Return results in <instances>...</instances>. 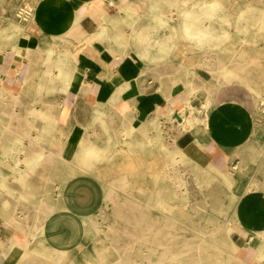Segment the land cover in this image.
<instances>
[{"label": "rangeland", "instance_id": "rangeland-1", "mask_svg": "<svg viewBox=\"0 0 264 264\" xmlns=\"http://www.w3.org/2000/svg\"><path fill=\"white\" fill-rule=\"evenodd\" d=\"M37 1L0 0V27L13 26L16 37L28 38L26 26L33 20ZM148 3L149 7L145 9L132 8L128 11V17L123 23L126 24L127 34L136 33L133 41L137 43V48L132 50L127 39L122 38L121 45L126 50L122 57L128 55L137 58V61L130 63L139 65L141 82L151 86L150 89L154 91L159 90L160 94L166 93L167 98L181 95L182 99L187 100L183 108L172 112L163 105L160 115L150 112L142 120L132 116L127 117L125 122L112 114L109 108H94L87 114L92 117V124L61 126L55 119L46 117L44 112L48 109L49 100L57 101L60 97L55 86L46 84L48 90L42 93L45 101L42 100L41 103L40 98L33 94L25 97L21 94L9 101L1 89L0 150L1 153L2 150H7L5 147L12 150L10 153L3 152L6 155L1 159L8 163L13 158L7 154H19L27 144L32 149L43 150L49 169L53 168L58 159L66 165H79L81 174L99 179L105 187L106 200L94 224H91L96 230L95 236L88 238L87 243L108 246L113 260L111 264H264V228H253L251 225L253 221L264 223V101L261 100L264 99V0H148ZM26 6L32 12L25 21L17 14L21 7ZM110 13L115 17L114 11ZM112 20H115L113 25L117 24L116 19ZM187 20H194L206 30L210 35V39L206 40L211 45L204 41L201 43L198 34L185 33L184 23ZM139 23L147 24L141 33L137 32ZM112 32L114 39V30ZM54 47L53 43L50 51L42 53L41 60L45 61H41V64L44 68L48 62H54ZM237 62L243 64V67ZM222 68L228 71H223ZM225 72L232 75L228 84L223 82L220 75ZM192 83L193 87L201 91L207 89L216 93L223 90L228 96L232 94L251 110L254 117L252 134L250 121L243 126L244 131L250 134L248 140H244L241 148L240 142L233 141L235 149L227 164L223 162L219 166H213L208 162L199 166L182 155L179 128L189 118L192 105L201 106L195 97L190 101ZM39 105L45 107L37 108ZM154 120L158 127L155 132L150 131L148 134L150 138L159 137L158 141H149L145 145L136 143L133 139L134 131L141 128L142 121L145 124ZM41 121L43 125L38 123ZM215 123H212L209 132L200 127H192L185 134L193 142L202 139L204 144L207 134L219 142L214 132ZM40 132L44 134V138L36 142L34 135ZM64 132L77 133L81 138L85 135L84 138L88 136L90 139L81 142L63 141L61 138L64 137ZM23 134H29L25 136L28 138L25 142L22 140ZM91 134H96V139ZM252 146L258 151V157ZM177 163L178 166L175 165ZM0 175L2 179L3 175ZM66 175L72 174H64ZM15 180L18 181L17 178ZM44 181L49 186L48 196H56L50 187L60 181H55V173L49 171L42 174V182ZM164 188H167V194L156 199V190ZM146 199L148 202L151 200L150 205H154L147 207ZM154 200L159 203H154ZM56 206L55 203L48 204L49 209ZM18 207L16 213L19 212ZM43 207L45 206H39V209L33 211L38 214ZM168 208L171 209L167 210ZM167 213L175 215L177 221L169 220L168 225L162 229L166 222L164 214ZM144 217L147 220H143ZM194 221L196 227L201 224V229L207 233L202 234V231L194 228L191 223ZM144 224H147L145 231L141 227ZM155 230L157 233L153 232ZM143 232L147 236L142 235ZM156 241L158 245L155 244ZM198 243L201 246L198 247Z\"/></svg>", "mask_w": 264, "mask_h": 264}, {"label": "crops", "instance_id": "crops-1", "mask_svg": "<svg viewBox=\"0 0 264 264\" xmlns=\"http://www.w3.org/2000/svg\"><path fill=\"white\" fill-rule=\"evenodd\" d=\"M89 1H39L33 20L26 26L28 38H17L15 35L16 48L10 45L7 46L8 49H0V103L1 89L9 101H13L21 94L23 97L33 94L36 98L44 100L42 93L47 92L46 83H49L55 86V90L60 94L57 101L51 99L48 103L58 108L56 123L61 126L92 124L93 119L87 114L94 108L101 110L109 108L112 114L124 122L127 117L132 116L142 120L143 116L150 112H157L160 115L163 105L171 111L182 109L186 99H182L181 95L167 98L166 93L160 94L159 90L150 89L151 86L141 82L139 65L130 63L137 61V58L128 55L122 57L125 54V49L121 45L122 38L117 37L115 32L119 24L113 25L112 19L115 18L110 13V11L116 13V9L108 0L96 2V7L102 8L106 17L104 26H86L85 19L78 20L83 16L89 17L91 12L87 5ZM87 19L90 21L91 17ZM111 30H114V39L111 38ZM124 30L127 33L126 27ZM53 43L56 52L54 62L52 64L48 62L47 68L46 66L44 68L40 63L43 61L42 53L50 51ZM19 49L21 54L17 53ZM120 60L127 62L123 63ZM60 64L64 67L62 71L57 68ZM51 72L53 76L50 75ZM42 107L45 106H37ZM213 114L218 120L214 132L219 142L207 134L204 144L202 139L196 143L206 160L213 166H219L223 162L228 163V158L235 149L232 143L237 138L236 134L238 136V133L243 132V126L250 121L252 134L254 117L243 101L232 94L228 96L223 90L216 92ZM143 122L140 124L141 128L134 131V138L151 124H157L155 120L147 121L145 124ZM136 126L138 128V124ZM154 129L156 128H151L148 133ZM40 134L44 135L40 132L34 136L42 140L44 136ZM180 135L182 140L180 144L185 149L191 140L187 134ZM63 136L61 138L63 141L81 142L90 139L88 136L84 138L85 135L79 138L77 133L72 132H64ZM91 137L96 139V134H91ZM25 139L28 138H22L24 142ZM135 142L145 145L137 138ZM25 146V150H20L19 154H7L13 158L8 163L1 157L6 155L3 152L10 153L12 150H9V147H5L7 150H2V153L0 150V174L3 175L2 179L0 175V264H111L113 260L108 246L95 242L87 243V239L94 237L96 233L91 224H94L99 210L105 204V187L94 176L81 174L79 165H63L64 162L57 159L53 168L49 169L46 154L42 149H32L27 144ZM86 169L92 171L84 168ZM49 171L55 173V181L60 180L54 186H50L52 192L56 194L51 196L53 198L48 196V183L42 182V174ZM15 173L20 175L16 176ZM66 173L72 175L64 176ZM54 203L57 206L49 209L48 204ZM39 206L45 207L37 214L33 209L37 210ZM251 225L253 228H264V223L252 222Z\"/></svg>", "mask_w": 264, "mask_h": 264}, {"label": "bare ground", "instance_id": "bare-ground-1", "mask_svg": "<svg viewBox=\"0 0 264 264\" xmlns=\"http://www.w3.org/2000/svg\"><path fill=\"white\" fill-rule=\"evenodd\" d=\"M24 1V0H23ZM39 1L40 0H38L37 1V4H36V6H34L35 7V12H34V14L36 13V11H37V7H38V3H39ZM238 1V0H237ZM244 1V0H243ZM96 2H97V0H90L89 2H88V7L90 8V10H91V12H90V14L88 15L89 17H91V19H90V21H89V19H87V18H89V17H86V16H83V17H80V18H78V20H80V21H83V19H85V22H86V26H92V25H103L106 21V17L103 15V12H102V8H100V7H96ZM246 2V1H245ZM260 2V1H259ZM2 3V2H1ZM27 3H29V2H27ZM108 3L110 4V5H112L115 9H116V15H115V19H117V24H119V25H117V28H115V32H116V34H117V36L119 37V38H126L127 39V41L131 44V48H132V50H136V48H137V43L136 42H134L133 40H134V36L136 35V33H134V34H127V33H125V27H126V24H124L123 22L124 21H126V19H127V17H128V11H129V9H132V8H136L137 10H140V9H145V8H147V7H149V3H148V0H108ZM231 3V2H230ZM236 3V2H235ZM242 3V2H241ZM255 3V2H254ZM26 4V3H25ZM218 4H220V3H218ZM242 4H244V2L242 3ZM248 4V3H247ZM109 5V6H110ZM0 6H2V5H0ZM33 6V5H32ZM86 6V5H85ZM120 7V8H119ZM213 7V6H212ZM233 7H235V6H233ZM250 7H252V6H250ZM22 8V7H21ZM253 8V7H252ZM110 9V8H109ZM93 10V11H92ZM226 10V9H225ZM229 10V9H228ZM235 10V9H234ZM100 11V12H99ZM227 11V10H226ZM18 12V11H17ZM149 12V11H148ZM232 12V11H231ZM230 12V13H231ZM8 13V12H7ZM167 13V12H166ZM237 13V12H236ZM10 14V13H9ZM162 14V13H161ZM165 14V13H164ZM18 15V14H17ZM184 15V14H183ZM162 16V15H161ZM164 16V15H163ZM167 16V14L164 16V17H166ZM179 16V15H178ZM233 16H235V14L233 15ZM147 17V16H146ZM150 17V16H149ZM169 18V17H168ZM174 18V17H173ZM233 18V17H232ZM14 19V18H13ZM144 19V18H143ZM226 19V18H225ZM6 20V19H5ZM12 20V19H11ZM16 20V19H15ZM140 20H142V19H140ZM147 20V19H146ZM227 20V19H226ZM233 20H235V19H233ZM87 21H89L88 23H87ZM111 21V20H110ZM112 21H115V20H112ZM173 21V20H172ZM175 21V20H174ZM229 21V20H228ZM6 22V21H5ZM12 22V21H11ZM109 22V21H108ZM140 22V21H139ZM147 22H148V20H147ZM234 22V21H233ZM174 23V22H173ZM172 24V23H171ZM185 26H184V29L186 30L185 31V33H189V35H196V34H198L199 35V39L202 41L201 43H203V41L205 42V44H207V45H211V43H210V41L209 42H207V40L206 39H210V38H208V37H210V35L206 32V30H204L202 27H200L194 20H187L185 23ZM1 25V24H0ZM14 25V24H13ZM146 25L147 24H144V23H139V25H138V29H137V32L138 33H141V32H143L144 30H145V27H146ZM151 25V24H150ZM104 26V25H103ZM176 26H177V24H176ZM148 27V26H147ZM148 28H150V27H148ZM179 28H180V26H179ZM178 28V29H179ZM98 30H99V28H98ZM152 30V29H151ZM155 30H156V28H155ZM181 30V29H180ZM14 31V29H13V26H5V27H0V49H5V48H7L8 49V47L7 46H12V47H14V48H16V46H15V33L13 32ZM112 31V30H111ZM127 31V30H126ZM19 32V31H18ZM113 33V32H112ZM91 34V33H90ZM92 34H93V32H92ZM113 35H115V34H113ZM113 37V36H112ZM111 37V38H112ZM146 37V36H145ZM144 37V38H145ZM18 38V37H17ZM19 42V41H18ZM33 43V42H32ZM36 43V42H35ZM37 44V43H36ZM144 44V43H143ZM221 44V43H220ZM22 45V44H21ZM38 45V44H37ZM128 45V44H127ZM224 45H225V43H224ZM143 46V45H142ZM226 46H229L230 47V45H226ZM22 47V46H21ZM213 47V46H212ZM214 47H216V46H214ZM223 47V46H222ZM127 48V47H126ZM241 48H243V47H241ZM223 49V48H222ZM233 49V48H232ZM232 49H231V51H232ZM214 50V49H213ZM243 50H244V48H243ZM2 51H5V50H2ZM7 51H9V50H7ZM22 51V50H21ZM126 51V50H125ZM210 51V50H209ZM208 51V52H209ZM216 51V50H215ZM237 51V50H236ZM28 52H30V50H28ZM221 52V51H220ZM219 52V53H220ZM234 52V51H233ZM17 53L18 54H21V52H20V49L19 50H17ZM27 53V52H26ZM139 53V52H138ZM207 53V52H206ZM222 53V52H221ZM222 54H224V53H222ZM233 54H235V53H233ZM241 54V53H240ZM17 55V54H16ZM118 55V54H117ZM116 55V56H117ZM136 55V54H135ZM138 55V54H137ZM210 55V54H209ZM27 56H29V53L27 54ZM207 56V55H206ZM212 56V55H211ZM210 56V57H211ZM215 56V55H214ZM219 56V55H218ZM242 57H243V55H241ZM23 57V56H22ZM135 57V56H134ZM238 58H239V56H237ZM116 58V57H115ZM206 58V57H205ZM212 58V57H211ZM233 58V57H232ZM241 58V57H240ZM214 59V58H213ZM218 59V58H217ZM234 59V58H233ZM53 60V59H52ZM73 60V59H72ZM138 60V59H137ZM219 60V59H218ZM231 60V59H230ZM238 60V59H237ZM212 61V60H211ZM215 61V60H214ZM235 61H236V59H235ZM43 62H44V60H43ZM226 62V61H225ZM229 62V61H228ZM227 62V63H228ZM41 63V62H40ZM221 63V62H220ZM246 63H247V61H246ZM248 63H249V61H248ZM33 64V63H32ZM52 64V63H51ZM51 64H49V66L51 65ZM237 64H238V62H237ZM34 65V64H33ZM48 65V64H47ZM135 65V64H134ZM238 65H242V67H243V64H238ZM245 65V64H244ZM29 66H30V64H29ZM122 66V65H121ZM209 66V65H208ZM248 66V65H247ZM246 66V67H247ZM59 67V69L62 71L63 69H64V67L60 64L59 66H57V68ZM217 67V66H216ZM220 67V66H219ZM222 67V66H221ZM220 67V68H221ZM230 67H231V65H230ZM238 67H240V66H238ZM249 67V66H248ZM46 68H47V66H46ZM54 68V67H53ZM213 68V67H212ZM236 68V67H235ZM12 69V68H11ZM82 69V68H81ZM223 69V68H222ZM14 70V69H13ZM30 70H31V68H30ZM213 70V69H212ZM224 70H227V69H223V71ZM237 70V69H236ZM244 70V69H243ZM247 70V69H246ZM43 71V70H42ZM51 71V70H50ZM55 71V70H54ZM214 71V70H213ZM228 71V70H227ZM47 72V71H46ZM74 72V71H73ZM76 72V71H75ZM84 72V71H83ZM180 72V71H179ZM182 72V71H181ZM235 72V71H234ZM238 72V71H237ZM240 72V71H239ZM242 72V71H241ZM249 72V71H248ZM29 73V72H28ZM52 73V72H51ZM214 73V72H213ZM244 73V72H243ZM242 73V74H243ZM17 74H18V72H17ZM71 74H72V72H71ZM81 74V73H80ZM215 74H217V73H215ZM246 74V73H245ZM220 75H222V80H223V82L224 83H226V84H228L229 82H231V80H232V75L230 74V73H222V74H220ZM42 76V75H41ZM53 76V75H52ZM84 76V75H83ZM239 76V75H238ZM27 77V76H26ZM48 77V76H47ZM55 77H57V76H55ZM72 77H73V74H72ZM200 77V76H199ZM220 77V76H219ZM1 78V77H0ZM6 78V77H5ZM44 78H45V76H44ZM75 78V77H74ZM251 78V77H250ZM78 79V78H77ZM80 79V78H79ZM85 79V78H84ZM157 79V78H156ZM189 79V78H188ZM248 79V78H247ZM98 80V79H97ZM28 81V79H26V82ZM60 81V80H59ZM250 81V80H249ZM46 82V81H45ZM51 82V81H50ZM69 82V81H68ZM132 82V81H131ZM145 82V81H144ZM160 82V81H159ZM162 82V81H161ZM208 82V81H207ZM221 82V81H220ZM219 82V83H220ZM78 83V82H77ZM201 83V82H200ZM247 83V82H246ZM46 84H49V83H46ZM64 84H65V82H64ZM160 84V83H159ZM158 84V85H159ZM233 84V83H232ZM52 85V84H51ZM70 85V84H69ZM82 85V84H81ZM223 85V84H222ZM68 86V85H67ZM148 86V85H147ZM225 86V85H224ZM227 86V85H226ZM160 87V86H159ZM163 87V86H162ZM216 87V86H215ZM247 87V86H246ZM250 87V86H249ZM248 87V88H249ZM177 90V89H176ZM155 93V92H154ZM9 94V93H8ZM173 94V93H172ZM190 94H191V97H190V101H191V99L193 98V97H195L196 99H198V100H200V102H201V106L200 107H195L194 105H192L193 107H192V109H191V111H190V116H189V118L187 119V121H185L183 124H181V127L179 128V131L181 132V134H183V135H185V133H187L188 132V130L187 129H191L192 127H200V128H202L204 131H206V132H209L210 130H211V128H212V123L213 122H217L218 120L215 118V116H214V114H213V103H214V100H215V95H216V93L214 92V91H212V90H205V91H201V90H198V88H195V87H193V83H192V85H190ZM58 95H59V93H58ZM8 97V96H7ZM166 97V96H165ZM48 98V97H47ZM91 98V97H90ZM129 99V98H128ZM40 100H42V99H40ZM262 101H264V99H261ZM144 101V100H143ZM150 101V100H149ZM190 101H188V103L190 102ZM96 102V101H95ZM4 103V102H3ZM41 103V102H40ZM112 104V103H111ZM3 106V105H2ZM48 106H50L47 110H45L44 112H45V115H46V117H48V118H51V119H55V122L57 121V119H58V111L59 110H54L53 108H55L54 107V105H49L48 104ZM62 106V105H61ZM152 106V105H151ZM4 107V106H3ZM94 107H96V106H94ZM153 107V106H152ZM43 108V107H42ZM171 108V107H170ZM33 109V108H32ZM31 109V110H32ZM56 109V108H55ZM58 109V108H57ZM149 109H150V105H149ZM36 110V109H35ZM100 110V109H99ZM157 111V110H156ZM28 112V111H27ZM38 112H39V110H38ZM173 112V111H172ZM187 112H189V111H187ZM13 113V112H12ZM42 113V112H41ZM143 113V112H142ZM146 113H147V111H146ZM157 113V112H156ZM14 114V113H13ZM31 114V113H30ZM144 114V113H143ZM152 114V113H151ZM177 114V113H176ZM181 114V113H180ZM207 114H210L211 116L210 117H208L207 116ZM38 115V114H37ZM61 115V114H60ZM145 115V114H144ZM108 116V115H107ZM143 116V115H142ZM163 116V115H162ZM144 117V116H143ZM176 117V116H175ZM39 118V117H38ZM96 118V117H95ZM35 119V118H34ZM214 119V120H213ZM139 120V119H138ZM170 120V119H169ZM178 120H179V118H178ZM26 121H27V119H26ZM93 121V120H92ZM42 122V121H41ZM59 122V121H58ZM179 122H181L180 120H179ZM99 123V122H98ZM27 124V123H26ZM136 124H138V123H136ZM33 125H34V123H33ZM43 125V124H42ZM134 125V124H133ZM163 125V124H162ZM160 126V125H159ZM93 127V126H92ZM91 127V128H92ZM86 128V127H85ZM109 128H110V126H109ZM151 128H157V124L155 125V124H151L150 126H148L147 128H146V130L144 131V132H142L141 134H136L135 135V137L137 138V140H140V143H146V142H149V141H154V142H157L158 141V139H159V137H156V138H149V136H148V130H150ZM31 129V128H30ZM40 129V128H39ZM160 129V128H159ZM165 129V128H164ZM103 130V129H102ZM155 130V129H154ZM112 131V130H111ZM34 132V131H33ZM155 132V131H154ZM30 133V132H29ZM81 133V132H80ZM83 133V132H82ZM123 133V132H122ZM190 133V132H189ZM31 134V133H30ZM120 134V133H119ZM188 134V133H187ZM245 134H246V137H245ZM23 135H25V134H23ZM41 135V134H40ZM90 135V134H89ZM106 135V134H105ZM113 135V134H112ZM247 135H250L249 134V132L248 131H243V132H240V133H238V136H237V134H236V139H235V141L238 143V142H240V144H241V142H243L244 140H245V138L248 140V136ZM26 136V135H25ZM24 136V137H25ZM41 136H44V135H41ZM118 136V135H117ZM124 136V135H123ZM20 137H22V135H20ZM37 137V136H36ZM126 137V136H125ZM181 137V136H180ZM184 137V136H183ZM182 137V138H183ZM80 138V137H79ZM134 138V137H133ZM136 138H134V139H136ZM239 138V139H238ZM38 138H36V140H37ZM102 139V138H101ZM175 139V138H174ZM238 139V140H237ZM30 140H32V139H29V141ZM39 140V139H38ZM38 140L36 141V142H38ZM86 140V139H85ZM162 140H163V138H162ZM170 140V139H169ZM40 141V140H39ZM88 141V140H87ZM119 141V140H118ZM172 141V140H171ZM179 141V140H178ZM257 141V140H256ZM44 142V141H43ZM90 142V141H89ZM102 142V141H101ZM123 142V141H122ZM33 143V142H32ZM150 143V142H149ZM40 144V143H39ZM94 144V143H93ZM32 145V144H31ZM105 145H106V143H105ZM246 145V144H245ZM263 145V144H262ZM24 146V145H23ZM30 146V145H29ZM40 146V145H39ZM42 146V145H41ZM174 146V145H173ZM249 146V145H248ZM27 147V146H26ZM35 147V146H34ZM91 146H89V148H90ZM171 147V146H170ZM169 147V148H170ZM179 147V146H178ZM178 147H176V148H178ZM250 148V147H249ZM253 150H254V146H252L251 147ZM182 149V148H181ZM263 149V148H262ZM25 150V149H24ZM23 150V151H24ZM173 150V149H172ZM251 150V149H250ZM258 150V149H257ZM260 150V149H259ZM203 151H205V150H203ZM244 151V150H243ZM255 151V153L257 152L258 153V151H256V150H254ZM264 151V150H263ZM25 152V151H24ZM88 152V151H87ZM89 152H90V150H89ZM88 152V153H89ZM260 152V151H259ZM87 153V154H88ZM256 153V154H257ZM36 154V153H35ZM92 154V153H91ZM90 154V155H91ZM235 154V153H234ZM256 154H255V156H256ZM182 155H184L185 157H187V158H189V159H191V160H193L197 165H199V166H203V165H205L204 163H208V161L206 160V158L203 156V154L201 153V150H200V147H199V145L194 141H190L189 142V144H188V146L185 148V149H183L182 150ZM252 155V154H251ZM69 156V155H68ZM177 156V155H176ZM264 156V155H263ZM91 157V156H90ZM257 157H258V154H257ZM177 158V157H176ZM248 158V157H247ZM262 158V157H261ZM65 159V158H64ZM247 162H248V160H247ZM63 165H64V163H63ZM66 165V164H65ZM175 165H177L178 166V163L177 164H175ZM185 166H187V165H185ZM189 166V165H188ZM33 167V166H32ZM31 167V168H32ZM235 167H236V165H235ZM30 168V169H31ZM234 168V167H233ZM176 169V168H175ZM240 169H242V168H240ZM33 170V169H32ZM31 170V171H32ZM173 170V169H172ZM193 170V169H192ZM239 170V169H238ZM177 171V170H176ZM243 171V170H242ZM182 172V171H181ZM240 172V171H239ZM167 172H165V174H166ZM184 173V172H183ZM243 173H244V171H243ZM28 174V173H27ZM176 174H178V173H176ZM26 175V174H25ZM25 175H23V177L25 176ZM175 175V174H174ZM180 175V174H179ZM201 175V174H200ZM27 176V175H26ZM30 176V175H29ZM177 176V175H176ZM212 176H213V174H212ZM215 176V175H214ZM178 177V176H177ZM179 179H181V178H179ZM187 179V178H186ZM24 180H27V179H24ZM177 180V179H176ZM182 180V179H181ZM262 180V179H261ZM19 181H22V180H19ZM195 181V180H194ZM201 181H203V179L201 180ZM218 181H220V180H218ZM24 182V181H23ZM21 183V182H20ZM178 183V182H177ZM182 183V182H181ZM196 183V182H195ZM24 184V183H23ZM184 184H185V182H184ZM188 184V183H187ZM25 186V185H24ZM177 186V185H176ZM180 186V185H179ZM182 186V185H181ZM2 187V186H1ZM219 187V186H218ZM45 189V188H44ZM176 190H177V188H175ZM180 189V188H179ZM206 189V188H205ZM214 188H212V190H213ZM49 191V190H48ZM112 192H114L113 190H111ZM110 191V192H111ZM156 191H158L157 193H156V199H158V198H162L163 196H165L166 194H167V188H164V189H162V190H156ZM177 191H179V190H177ZM203 191H204V189H203ZM112 192H111V194H112ZM184 192V191H183ZM209 192V191H208ZM214 192V191H213ZM222 192V191H221ZM233 192V191H232ZM2 193V192H1ZM31 193V192H30ZM48 193V192H47ZM61 194V193H60ZM108 194V193H107ZM152 194V193H151ZM217 194H218V192H217ZM29 195V194H28ZM176 195V194H175ZM215 195V194H214ZM219 195H221V194H219ZM223 195V194H222ZM235 195V194H234ZM1 196V195H0ZM50 196V195H49ZM63 196V195H62ZM186 196V195H185ZM199 196V195H198ZM226 196V195H225ZM51 197V196H50ZM108 197V196H107ZM110 197H112V196H110ZM51 198H53V197H51ZM51 198H49V199H51ZM155 198V197H154ZM216 198V197H215ZM47 199V198H46ZM48 199V200H49ZM190 199V198H189ZM208 199V198H207ZM214 199V198H213ZM206 200V199H205ZM216 200V199H215ZM214 200V201H215ZM222 200H224V199H222ZM7 201V200H6ZM58 201V200H57ZM146 201H147V199H146ZM200 201H202V200H200ZM243 201V200H242ZM48 202V201H47ZM141 202V201H140ZM150 202H151V200H150ZM150 202H148L147 201V203H146V206L148 207V205H150ZM189 202V201H188ZM221 202V201H220ZM142 203H143V201H142ZM154 203H159L158 202V200H154ZM203 203V202H202ZM222 203H224V202H222ZM227 203V202H226ZM58 204V203H57ZM138 204V203H137ZM140 204V203H139ZM166 203L164 202V205H165ZM217 204V203H216ZM152 205H154V204H152L151 203V205L150 206H152ZM182 205H184V204H182ZM181 205V206H182ZM204 205V204H203ZM142 206V205H141ZM175 206V205H174ZM174 206H173V208H174ZM195 206H196V204H195ZM205 206V205H204ZM213 206H216V205H213ZM166 207V206H165ZM165 207H164V209H165ZM184 207V206H183ZM198 207V206H197ZM202 207V206H201ZM205 208V207H204ZM216 208V207H215ZM142 209V208H141ZM171 208H168L167 210H170ZM190 209V208H189ZM217 209V208H216ZM219 209V208H218ZM54 210V209H53ZM140 210V209H139ZM148 210H149V208H148ZM174 211V210H173ZM169 212V211H168ZM172 213V212H171ZM188 213H189V211H188ZM225 213V212H224ZM164 216H165V218H166V222L163 224V227H161L162 229L166 226V224L168 225V222H169V220H172V221H177V218H176V216L175 215H170V214H164ZM194 216V215H193ZM143 220H147L145 217L144 218H142ZM150 220V219H149ZM151 221V220H150ZM147 222V221H146ZM254 222V221H253ZM192 223V226L194 227V228H196V229H199L200 231H202V234H206L207 232L206 231H203L202 229H201V224H198V227H196V225L195 224H193V223H195V221L194 222H191ZM212 225V224H211ZM142 227V229L145 231L146 230V227H147V224H144V225H142L141 226ZM150 229V228H149ZM159 230H160V228H159ZM153 232H156V230L155 231H153ZM145 232H143V234L142 235H146V234H144ZM157 233V232H156ZM257 233V232H256ZM177 234V233H176ZM212 234V233H211ZM258 234V233H257ZM151 235V234H150ZM165 235H166V233H165ZM262 235V234H261ZM260 235V236H261ZM147 236V235H146ZM251 236V235H250ZM142 237V236H141ZM180 238V237H179ZM17 239H15V241H16ZM142 240V239H141ZM140 240V241H141ZM180 240H181V238H180ZM8 241V240H7ZM146 241H148V240H146ZM263 241V240H262ZM13 242V241H12ZM153 242V241H152ZM16 243V242H15ZM20 243V242H19ZM142 243V242H141ZM144 243V242H143ZM146 243V242H145ZM196 243V242H195ZM9 244V243H8ZM149 244H150V242H149ZM155 244H157L158 245V242L156 241V243ZM174 244H176V242L174 243ZM15 245V244H14ZM199 243H198V247H199ZM193 246V245H192ZM201 246V245H200ZM237 246V245H236ZM245 246V245H244ZM191 247V246H190ZM194 247V246H193ZM239 247V246H238ZM252 247V246H251ZM5 248V247H4ZM144 248V247H143ZM253 248V247H252ZM11 250H12V248H11ZM144 250V249H143ZM149 250V249H148ZM152 250H153V248H152ZM146 252V251H145ZM148 252V251H147ZM146 252V253H147ZM150 252V251H149ZM22 253V252H21ZM143 253V252H142ZM151 254V253H150ZM150 256V255H149ZM139 257V256H138ZM160 257V256H159ZM180 257V256H179ZM182 257V256H181ZM162 258V257H161ZM177 258H178V256H177ZM177 258H174L173 257V259H175V260H177ZM163 259V258H162ZM179 260V259H178ZM141 262V261H140ZM179 262V261H178ZM186 262V261H185ZM131 263V262H130ZM181 263H183V261L181 262ZM133 264H134V262H133Z\"/></svg>", "mask_w": 264, "mask_h": 264}, {"label": "built area", "instance_id": "built-area-1", "mask_svg": "<svg viewBox=\"0 0 264 264\" xmlns=\"http://www.w3.org/2000/svg\"><path fill=\"white\" fill-rule=\"evenodd\" d=\"M32 9L26 7H22L19 9L18 16L22 20H27V18L31 15Z\"/></svg>", "mask_w": 264, "mask_h": 264}]
</instances>
